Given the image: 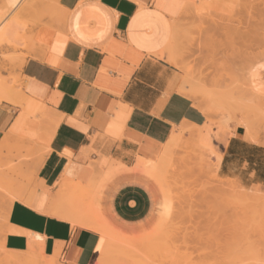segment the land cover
Listing matches in <instances>:
<instances>
[{
  "label": "crops",
  "instance_id": "1",
  "mask_svg": "<svg viewBox=\"0 0 264 264\" xmlns=\"http://www.w3.org/2000/svg\"><path fill=\"white\" fill-rule=\"evenodd\" d=\"M185 7V0H59L63 24L43 37L36 56L21 63L20 88L12 93L25 108L0 102V142L29 105L24 131L33 139L39 131L44 141L42 154L28 169L35 176L33 188L9 209L7 250L26 251L38 239L46 257L59 252L64 264H91L102 233L74 226L75 217L90 216L69 208V195L58 199L63 186L96 189L105 218L131 225L151 209L149 192L136 176L104 179V165L133 168L141 148L159 154L181 125L204 128L211 143L210 116L177 91L180 73L161 57ZM30 115L38 117V131L29 129ZM245 134L239 125L222 129L219 175L245 189L264 190V144ZM82 200L77 202L81 211ZM158 204L160 199L156 214Z\"/></svg>",
  "mask_w": 264,
  "mask_h": 264
},
{
  "label": "rangeland",
  "instance_id": "2",
  "mask_svg": "<svg viewBox=\"0 0 264 264\" xmlns=\"http://www.w3.org/2000/svg\"><path fill=\"white\" fill-rule=\"evenodd\" d=\"M185 1L184 12L174 25L176 38L170 49L176 61L167 62L180 73L179 86L189 84L191 90L181 94L202 110L210 111L211 146L198 148L202 145L196 141L197 127H190L195 130L191 140L172 139L174 129L159 154L151 155L141 148L133 168H124L116 162L104 165V179L136 176L148 190L152 205L137 223L121 225L105 218L94 196L96 189L82 190L86 203L85 209L79 212L98 215L103 226L113 234L111 238L107 236L111 251L102 264H264V232L249 227L247 217L242 219L246 216L243 213H238L237 217L220 208L213 198L206 197L201 193L206 189L203 181L196 172L190 173L199 164L215 170V155L210 150L221 154V131L229 124L243 126L245 130L249 127L257 137L255 143L264 144V0ZM5 2L0 0V12ZM21 4L6 15L2 29L7 25L14 29L11 28L10 40L0 48V88L14 93L20 88L22 58L26 61L36 56L44 46L43 37L63 24L59 0H25ZM196 89L214 96L218 103L213 104L210 96L205 103H199L201 100L194 98L199 93ZM28 121L29 129L38 131L35 128L38 117L30 115ZM38 133L39 138L35 139L20 135L6 141V136L3 139L6 142H0V178L8 168L16 165L25 175L19 178L12 175V181L18 178L15 183L20 190L11 194L5 188L0 191L3 194L0 195V259L7 254L2 245L14 196L17 192L28 193L34 185L35 176L28 169L42 154L44 141ZM167 148L169 153L165 156ZM139 161H142L140 166ZM150 163L156 165L155 174H150ZM217 174L221 181L238 186L241 191L250 192L256 188L245 189L236 181L221 177L219 170ZM260 190L264 194L261 187ZM166 195L171 197L173 212L164 229L154 210L157 199L161 202ZM73 198L66 204L76 210ZM153 215L155 219L149 223ZM41 253L37 254L36 264H64L60 256L46 257Z\"/></svg>",
  "mask_w": 264,
  "mask_h": 264
},
{
  "label": "bare ground",
  "instance_id": "3",
  "mask_svg": "<svg viewBox=\"0 0 264 264\" xmlns=\"http://www.w3.org/2000/svg\"><path fill=\"white\" fill-rule=\"evenodd\" d=\"M24 1L25 0H6L5 5L3 7V11L0 12V48L4 45V43H6L7 41L10 40V36L13 33V31L11 30V28H13V27H11V25H10V27L8 25L7 26H4L5 28L2 29V24H3L4 20L6 19V15L9 12H11V11L17 10V8L20 5H22L21 3L24 2ZM58 8H59V6H58ZM175 32L176 31H174V29H173L171 41H170L169 45L167 46V48L164 50V52L161 54V57L162 58H164L166 61H170V62L171 61H176V57L173 56L172 52L170 51V49L173 47V45L175 43V38H176ZM180 52H181V50H180ZM179 55H180V53H179ZM24 62H25V60H24V58H22L21 63L23 64ZM189 88H190L189 87V84H185V85L179 86L178 89H177V91L181 94L182 91H184V93L187 90L190 91L191 89H189ZM193 90H195V88ZM197 92H199V93H197L198 95H194V98L197 101L198 100H201V101H198L199 103H205L211 97V95H209L210 96L209 97L207 94L203 93L202 91L197 90ZM211 98L214 100L213 101V104H214V102H216L215 99H214V96H212ZM217 99H219V98H217ZM2 100L10 101L12 103H15L17 105L23 106V108H25L24 101L21 100V99H19L18 96H15V94H13L10 90H8L6 88H0V102ZM216 103H218V101ZM27 105H29V104L27 103ZM31 111H32V107L29 105L27 111H24V112H22L20 114V116L18 117L16 123L14 124V126L11 129V131L9 132V134L8 135L6 134L7 137L4 140L10 141L13 138H15L17 136H20V135H26L27 137H31V138H34L35 137L34 134L26 133L24 131V127H23L24 126V122H25L26 118L28 117V115L31 113ZM205 112H206L207 115H210V111L209 110H206ZM175 130L176 131H175L174 135H172V139H174V140L187 139V138L191 140L195 136V130L191 129L187 125H181L179 127H175ZM197 133H198L197 134L198 136H197V140L196 141H198V143H200L202 145V146H199L198 145V148H200V147L210 148L211 143L206 140V134H204V128L197 127ZM245 139H247L249 141H252V142H257L256 135L251 131V129L249 127H247L246 134H245ZM4 140H3V142H6ZM5 144H7V143H5ZM1 147H2V145L0 146V148ZM4 149H6V148L4 147ZM210 151H212V153L215 155V158H216L215 170L214 169H207L206 167H204V165H201V164L198 165V168L197 169H191L190 170V173H192V174L195 173V172L197 173V175L199 176V179H201L203 181L204 186L206 187V189L203 188V190L205 189L206 192H203V190H202L201 193H205L206 194V197L208 196V197L213 198L217 202V204L220 205V208L224 209V211L225 210L226 211L227 210L228 211H231L232 214H234L235 216L237 215V217H239L238 213H243L246 216L244 218H242L243 217L242 216L241 218L242 219H245L247 217L246 220L248 221L249 227L251 226V228H253V230H255L254 228H256V229L259 228L257 230H260L261 232H264V230H261V229L264 228V194H263V192H261L260 187H256L254 190H251L250 192H244V191H241L238 188V186H235V185H233L231 183H228V182L221 181L218 178V174H217V170H219V163H220V160H221V156L218 153L214 152L213 150H210ZM168 153H169V150L167 148L166 149V152H165V156ZM155 166H156L155 164H153L152 166H150L151 167V173L152 174H155L158 171ZM22 171H23V169L20 166H18V165L14 166V168H11V167L8 168V172H4L2 178H0V191H2L5 188L6 192L8 194L9 193L11 194V192H16L17 190H20L18 187H16L18 184L15 183V182L17 181V179L19 177H25L24 172H22ZM2 173H3V171H2ZM13 174L18 175V178L16 180H14V181L11 180L13 178L12 177ZM21 180H22V183L23 184L21 182H18V183L24 185L25 183L23 182V178ZM21 180H19V181H21ZM26 183L28 184V182H26ZM83 189L84 188L81 187V186H79V185H74V184L64 185L63 188H62V191H61V192H63V194L60 195V197H59L58 196L59 195V192H58L57 193V196L59 198L58 197L57 198L58 199H62V197L63 198L65 197V194L67 196L69 195V197H72V198L74 197L73 198L74 199L73 202L75 203V206L77 208L79 207L78 210L81 211V209H80V206L82 204L81 203V200H80V203H79L80 206L77 205V202L81 198V196L83 195V192H82ZM22 190H24V189L22 188ZM34 190H35V188H34ZM83 191H85V190H83ZM35 193H36V191H35ZM165 194H167V193L165 192ZM15 195H16V196H14L15 199L11 203V206H12V204H14V202L16 200H21L23 197L25 198L24 195H26V194L25 193H20L19 194L17 192V194H15ZM27 195L29 196V194H27ZM69 197L67 198L68 200H69ZM170 198H168L167 195H166V197H163L162 198V201L160 202V204H158L159 205L158 206V216H159V218L162 221V225H163L164 229L167 228V226H164V225L169 221V219L172 216V212H173V204H172V201H171ZM211 198H210V201H211ZM58 199H56V202H57ZM208 199H207V201H208ZM25 200H27V199H25ZM28 201H30V200H28ZM41 201H43V200H41ZM56 202L53 200V202H52V204H53L52 207L53 208L55 206H57L56 205ZM70 204L71 203H69V205ZM77 208H76V211H77ZM217 208L219 209V207H217ZM56 209L58 211H60L59 210L60 208H55V210L54 209L53 210L56 211ZM53 210L51 209L50 212H52ZM66 210L67 209H65L64 211H66ZM73 210H75V208ZM7 211H8V209H7ZM76 211L74 213H77ZM56 212H54L55 213V216H57L56 215L57 214ZM61 212H63V210H61ZM68 212L66 211V213H68ZM8 215H9V211H8ZM51 215H53V213ZM67 215H64V216H67ZM70 216L73 217V215H70ZM89 216H88L89 218H87V217H85L83 215H81L80 217L79 216L78 217H75V218L73 217L74 218L73 224H74V226H83V227H86V228H91V229H94V231H95V229H97V230H99L97 232H101L102 233V238L100 240V244L98 246L97 252H96V254H95V256H94V258L92 260V263H91V264H102L104 262V260H105L103 258H105V256H108V254L111 251V249L108 248V245H110V243H107V236L111 238V237H113L112 236L113 234L110 232V230H107L105 227H103V229L105 228L107 231H105V229L102 230L100 228V226H101L100 223H102V222L99 221L100 223L99 222H96L95 223V222H93L94 217L91 220V215H89ZM240 216H241V214H240ZM8 217H7V220H6L7 221V224H8ZM59 217H60V215H59ZM97 217H98V215H97ZM4 219H6V217ZM98 225H99V227H97ZM166 225H168V223ZM102 226H103V224H102ZM5 237H6V235H5ZM37 240L38 239H35L36 242L34 240H32V242L30 243L29 248L26 251H22V252H16V251H12V250L11 251L10 250H7L5 244L3 243V245H2L3 247L2 248L5 250V252L7 254H4V258H2L3 256L1 255L2 256L1 258L2 259H0V262L3 263V264H34L35 262L37 263V261L39 259L38 256H37V254L38 253L40 254V252L43 253V250H42V247H41V242L39 244V243H37L38 242ZM110 241H108V242H110ZM123 241H125V240H123ZM54 255L55 256H60V253L59 252H56ZM38 264H40V263H38ZM54 264H59V263L56 262Z\"/></svg>",
  "mask_w": 264,
  "mask_h": 264
}]
</instances>
